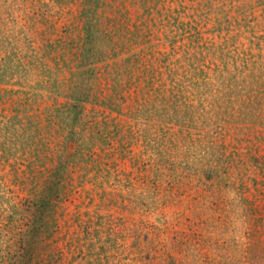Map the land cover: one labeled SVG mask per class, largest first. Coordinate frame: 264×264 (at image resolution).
Here are the masks:
<instances>
[{"label":"rangeland","instance_id":"obj_1","mask_svg":"<svg viewBox=\"0 0 264 264\" xmlns=\"http://www.w3.org/2000/svg\"><path fill=\"white\" fill-rule=\"evenodd\" d=\"M58 157L34 264H264V0H0V231Z\"/></svg>","mask_w":264,"mask_h":264},{"label":"trees","instance_id":"obj_2","mask_svg":"<svg viewBox=\"0 0 264 264\" xmlns=\"http://www.w3.org/2000/svg\"><path fill=\"white\" fill-rule=\"evenodd\" d=\"M66 134L65 142L77 138L76 133L70 129ZM58 159V166L49 181L46 179L43 183L38 199H25L19 207H13L5 218L6 224L4 229L1 228L0 238H6L9 249L0 253V264H34L36 247L45 246V249L49 245L52 229L57 225L56 213L63 191L57 185L64 180L66 165L65 161Z\"/></svg>","mask_w":264,"mask_h":264}]
</instances>
